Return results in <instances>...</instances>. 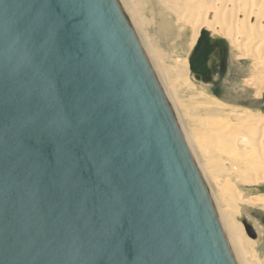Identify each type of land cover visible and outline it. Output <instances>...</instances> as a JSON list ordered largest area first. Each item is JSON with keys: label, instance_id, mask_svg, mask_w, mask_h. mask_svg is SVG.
Listing matches in <instances>:
<instances>
[{"label": "water", "instance_id": "95a60500", "mask_svg": "<svg viewBox=\"0 0 264 264\" xmlns=\"http://www.w3.org/2000/svg\"><path fill=\"white\" fill-rule=\"evenodd\" d=\"M0 264H237L117 0H0Z\"/></svg>", "mask_w": 264, "mask_h": 264}, {"label": "bare ground", "instance_id": "6f19581e", "mask_svg": "<svg viewBox=\"0 0 264 264\" xmlns=\"http://www.w3.org/2000/svg\"><path fill=\"white\" fill-rule=\"evenodd\" d=\"M117 1L153 67L211 199L213 197L212 203L236 263L252 264L253 261L251 263L248 259L251 257L256 264H264L259 244L249 239L241 224L245 220L244 208L264 211V195L246 198L238 190L239 185L264 184V113L261 109L255 112L198 92L194 80H191L188 59L182 57L175 47L188 31L191 33V48L197 44L202 31L210 33L212 40L215 37L225 40L228 54L229 46H232L240 59L252 62L251 78L244 86L253 90L256 101L262 100L264 0ZM166 46L171 52L164 50ZM169 56L175 59V65L166 64ZM205 85L209 87L212 83ZM177 86L180 91L185 88L191 93L188 107L179 99ZM182 109L187 111L184 113ZM214 176L222 177L221 183L225 180L218 189H221L219 194L211 193L206 183L211 184ZM223 177L227 179L223 180Z\"/></svg>", "mask_w": 264, "mask_h": 264}, {"label": "rangeland", "instance_id": "374dc122", "mask_svg": "<svg viewBox=\"0 0 264 264\" xmlns=\"http://www.w3.org/2000/svg\"><path fill=\"white\" fill-rule=\"evenodd\" d=\"M189 33L190 32L188 31L186 33V35H184V39L182 41H179L178 44H176V46H175L179 50L180 55H182V57H184L185 59H188L187 62L189 61V57H190L189 55H191V52L194 49V48H191V46H190L191 33L190 34ZM170 43H172V41H170ZM183 45H185V46H183ZM186 47L190 50V52L187 51L188 49ZM232 48H233L232 46H229V54H228V58H227V62H226V66H225L224 70H222V65H221L218 57L215 56L212 59V62L210 63V69L212 70V76L214 77V80L212 81V85H209V87H208V85H205L203 83L202 84L199 83L198 81H196L194 79V75L189 70L191 80L192 79L194 80L193 83L196 85L195 88L198 87V88H196V90L198 92H201V93L203 92V93H206L210 96H215L217 98L219 97L218 98L219 100L224 101L227 104H231V105L234 104L236 106H240V107L246 108V109L251 108V110H253L255 112L261 109L260 111H262L264 113V98L260 101H256L255 97H254L253 90H249L250 88H247L244 86L245 81L247 79L251 78V72L250 71L252 70V62H250L248 60L240 59L238 57V52L236 50H234V48L233 49ZM164 50H168L167 52H171V51H169L170 49L167 46L164 48ZM181 52H183V53H181ZM171 59L172 58L170 57V59L166 60V64L169 66L175 65V59H172V60ZM160 86H161V84H160ZM177 89L179 90V86H177ZM243 89L245 90V92L242 91ZM181 90L183 92L180 90L178 91L179 99L180 100L182 99V102L185 103L187 106L188 103L190 104L189 98H191V93L186 91L185 88H181ZM179 92H180V94H179ZM248 92H249V94H248ZM189 93H190V95H189ZM181 94L183 97H181ZM215 94L216 95L218 94V95L216 96ZM236 94H237V96H235ZM229 96H231V97H229ZM184 97L186 98V100ZM247 97H248V99H247ZM183 99L185 101H183ZM249 102H250V104H249ZM260 105H262V106H260ZM182 111L185 113L187 110L182 109ZM186 117H187V119L188 118L190 119V117H188V116H186ZM189 123H191V122L189 121ZM214 177H212V178L216 181H214V180L211 181V184H209L207 181H206V183H207L208 187H210L209 189H211L210 192L215 191V192H218V194H219L221 189L220 190H218V189L221 188L220 185L222 186L225 183L224 179H227V178L223 177L224 183H221V182H223L222 177H220V178L218 176L217 177L214 176ZM217 180L219 182H217ZM219 183H221V184H219ZM243 187H245V188H243ZM223 190L225 191L224 188H223ZM238 190L242 191V194H244V196L246 198H249L250 196L264 195V184H260L258 186H241V185H239ZM224 193H226V192H224ZM211 196H212V194H211ZM212 199H213V197H212ZM244 209L245 210H243V219H245L246 222H248V224L252 228L254 235H255V238H252L249 236V239L256 241L259 244L258 250L260 252V256L262 257V259H264V249H263L264 248V245H263L264 244V211L259 210V209H254V208H248V207H246ZM241 224H242V226H244L242 222H241ZM244 229H245V233H247L245 226H244ZM260 238H262V239H260ZM258 239H259V241H257ZM248 259L251 263L253 261L252 264H256L255 260H251V257L250 258L248 257Z\"/></svg>", "mask_w": 264, "mask_h": 264}, {"label": "flooded vegetation", "instance_id": "af4514ba", "mask_svg": "<svg viewBox=\"0 0 264 264\" xmlns=\"http://www.w3.org/2000/svg\"><path fill=\"white\" fill-rule=\"evenodd\" d=\"M217 57V56H216Z\"/></svg>", "mask_w": 264, "mask_h": 264}]
</instances>
